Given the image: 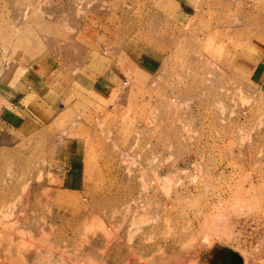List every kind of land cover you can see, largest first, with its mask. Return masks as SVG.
Instances as JSON below:
<instances>
[{
	"label": "rangeland",
	"instance_id": "1",
	"mask_svg": "<svg viewBox=\"0 0 264 264\" xmlns=\"http://www.w3.org/2000/svg\"><path fill=\"white\" fill-rule=\"evenodd\" d=\"M49 2L0 0V259L264 264V0Z\"/></svg>",
	"mask_w": 264,
	"mask_h": 264
},
{
	"label": "crops",
	"instance_id": "2",
	"mask_svg": "<svg viewBox=\"0 0 264 264\" xmlns=\"http://www.w3.org/2000/svg\"><path fill=\"white\" fill-rule=\"evenodd\" d=\"M39 2H41V0H39ZM165 2H166L167 5L174 6L175 11H176V15H177L176 25H177L178 28L179 27L181 28V23H180L181 22V19H183L186 15H188V14H186L187 11L188 12L191 11V8H192V5H193L192 4L193 3V0H162V4H164ZM33 8H37L36 10L39 11L40 13H42L43 16H44V18L47 21H49V22L57 21L54 18H56L58 15H60L63 12H65V14L68 13V11H67L68 7L67 6L64 7V8L56 7L55 5H52L51 0H50L49 4H43V5H41V3H40L38 7H36V6H30V7H27L26 9L30 12L31 9L33 10ZM65 8H66V10H63ZM79 8L80 9L83 8V10H85L87 12L86 16H83V18L80 20L81 21L80 22V25L74 24V23H72L71 21H69L66 18L65 21H64V23L60 22L61 24L64 25V28L65 27H68L69 29H73L75 31L76 30H79V29L80 30H84V29H89L90 30L91 29V31H98L99 37L104 33L103 32L104 29L110 28V30L115 31V28H117V25L115 23L116 21H114V23L112 21L111 22H106V20L105 19L102 20L103 18H100V16H98L96 18L97 20H94V18H91V17H93L91 15V12H95V11L96 12H100L99 9H102L104 12L107 11V10L108 11L110 10L111 12H109V13L112 14L111 16H113L112 18H114V14H113L114 12L113 11H115V9H116L114 6H112L111 8H108L107 9V8H104V7L98 8L97 6L84 4L82 6H79ZM164 9L165 10H162L161 11L162 23H164L163 22L164 19H165L164 14H166L165 13L166 12V8H164ZM132 10L130 11V14H132V12H136L137 11V9H135L133 11ZM116 11H118V10H116ZM105 15L106 14H104V16ZM53 16H55V17H53ZM61 16H62V14H61ZM134 23L137 25V24H139L141 22L134 21ZM143 25L145 26V33H147V32H152L153 33L154 30H157V28L160 29L162 27L159 24L154 25V22L148 24L147 21ZM61 28H63V27L61 26ZM105 35L106 34L104 33V35H102V37H104ZM108 38H109V40L112 39V37H111L110 34H108ZM75 39H76L75 35L74 34L71 35L70 40L72 41V43H73V41H75ZM55 41L56 40L52 39V37H48L46 42L49 45L50 44H54L55 45L56 43L58 45V42H59V44H60V42H61V44L66 43V42H62V41H58V42H55ZM98 41L99 40L97 39L96 40V43H99L101 40L99 42ZM64 45H68V44H64ZM85 49H87V47ZM146 50L148 51V55H146L144 59H141L140 60L141 61L140 63L145 62L143 65H146V67H144L143 65H140V67L142 68V71L145 72L146 75H148V76L150 75L152 77H155L160 72L158 64H159V59H160L161 56H160V54H158L156 51H153L149 47H146ZM54 51H55V53L52 56L53 59H55V60H62L64 62H66L67 60H69V57L67 56V54H61L60 55V53L56 52V50H54ZM116 53L119 54V55L121 54L120 52L119 53L116 52ZM156 54L158 56H156ZM116 56L118 57V55H116ZM82 61L84 63L85 59H83ZM39 69H40V67L34 66V70L35 71H37ZM102 84H103L102 82H99L98 85L96 84V86H94V90L96 91V93H101L102 92L103 88H100V86ZM128 85H129L128 83H125V86L126 87ZM31 88H29V90ZM9 90H12L9 87V85H6L4 82H2V91H1V93L3 92V93L6 94V92H8ZM103 92H104V90H103ZM23 96H22V99H25V97H23ZM3 99H5V101H2V103H4L5 106H6V103H8V104H11V105H15V107H16V105H18L17 103H19V102H14V101L10 100L8 97H4ZM22 101H24V100H22Z\"/></svg>",
	"mask_w": 264,
	"mask_h": 264
},
{
	"label": "bare ground",
	"instance_id": "3",
	"mask_svg": "<svg viewBox=\"0 0 264 264\" xmlns=\"http://www.w3.org/2000/svg\"><path fill=\"white\" fill-rule=\"evenodd\" d=\"M6 253V252H5ZM6 258V257H5ZM5 258H3V259H0V263H3V264H6V261H5ZM7 260V259H6ZM245 261V264L247 263V261H246V258L244 259ZM181 261V260H180ZM78 264H81V263H78Z\"/></svg>",
	"mask_w": 264,
	"mask_h": 264
},
{
	"label": "built area",
	"instance_id": "4",
	"mask_svg": "<svg viewBox=\"0 0 264 264\" xmlns=\"http://www.w3.org/2000/svg\"><path fill=\"white\" fill-rule=\"evenodd\" d=\"M251 243H253L252 239H251ZM255 246H257V242H256Z\"/></svg>",
	"mask_w": 264,
	"mask_h": 264
}]
</instances>
